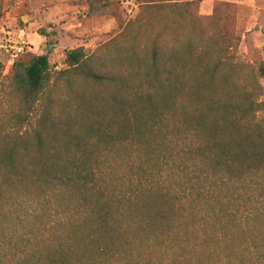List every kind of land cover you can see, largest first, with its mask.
I'll return each mask as SVG.
<instances>
[{
	"label": "trees",
	"instance_id": "1",
	"mask_svg": "<svg viewBox=\"0 0 264 264\" xmlns=\"http://www.w3.org/2000/svg\"><path fill=\"white\" fill-rule=\"evenodd\" d=\"M135 1L174 17L58 72L49 54L12 65L0 264H264V92L223 60L239 40L198 0ZM33 196L61 218L9 217Z\"/></svg>",
	"mask_w": 264,
	"mask_h": 264
},
{
	"label": "rangeland",
	"instance_id": "2",
	"mask_svg": "<svg viewBox=\"0 0 264 264\" xmlns=\"http://www.w3.org/2000/svg\"><path fill=\"white\" fill-rule=\"evenodd\" d=\"M93 0H4L0 15V42H26L30 48L25 54H49L53 72L64 70L66 52L84 48L90 54L101 53L103 45L115 40L117 46L135 40L142 21L173 18L172 9L160 11L152 7L142 14L135 0H112L111 5L92 10ZM159 0L157 4L182 2ZM161 6V5H159ZM195 12L210 20L216 10L227 21L228 32L239 40L223 58L234 71L261 85L264 77L260 67L264 63V0H198ZM123 23L120 27L119 20ZM210 21H205L208 29ZM126 32L122 38L121 34ZM189 30L185 31L187 35ZM121 37V38H120ZM167 42L173 37L168 34ZM144 42V41H142ZM141 42V43H142ZM24 54V55H25ZM23 55V56H24ZM10 57L0 53V132L8 128L9 116L18 110V100L10 93L12 66ZM255 87V86H254ZM5 128V129H6ZM36 196L14 205L10 218H61L47 207L35 202ZM43 207V208H42ZM9 212V210H6Z\"/></svg>",
	"mask_w": 264,
	"mask_h": 264
},
{
	"label": "built area",
	"instance_id": "3",
	"mask_svg": "<svg viewBox=\"0 0 264 264\" xmlns=\"http://www.w3.org/2000/svg\"><path fill=\"white\" fill-rule=\"evenodd\" d=\"M29 49L26 42H0V53L5 52L10 57L9 63L11 66Z\"/></svg>",
	"mask_w": 264,
	"mask_h": 264
}]
</instances>
